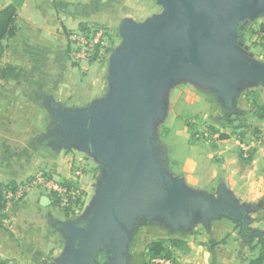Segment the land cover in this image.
Listing matches in <instances>:
<instances>
[{
  "label": "water",
  "instance_id": "1",
  "mask_svg": "<svg viewBox=\"0 0 264 264\" xmlns=\"http://www.w3.org/2000/svg\"><path fill=\"white\" fill-rule=\"evenodd\" d=\"M157 2L160 16L123 22L104 100L82 111L50 108L56 131L47 146L73 147L102 170L83 224L56 222L68 241L61 264H128L127 247L142 221L184 234L220 216L246 227V211L229 193L193 191L170 174L154 130L166 118L165 94L174 81L213 94L226 112L239 92L264 85V63L249 61L239 41L248 20L264 13V0ZM49 203L41 198V206Z\"/></svg>",
  "mask_w": 264,
  "mask_h": 264
},
{
  "label": "crops",
  "instance_id": "2",
  "mask_svg": "<svg viewBox=\"0 0 264 264\" xmlns=\"http://www.w3.org/2000/svg\"><path fill=\"white\" fill-rule=\"evenodd\" d=\"M15 1L0 0V11ZM121 2L20 0L14 22L16 31L11 38L0 42V185L17 183L21 177L12 162L13 156H20L18 162L22 164L36 150L54 151L47 146L46 140L47 132L55 127L52 105L82 111L108 96L109 57L126 20V15L118 20ZM96 24L105 29L113 28L112 31L107 29L109 42L95 59L75 61L69 34L79 30L80 25ZM248 91L257 93L256 103L247 95ZM205 101L209 103V99ZM196 104L190 105L196 107ZM234 112L238 113L239 122L246 123V127L239 128L242 135L245 134V139H240L242 147L219 136L214 138L217 139L216 149L191 143L183 130L190 151L180 162L165 141L176 129L168 126H164L162 138L165 139L159 145L171 175L180 177L193 191L218 194L224 190L229 193L236 204L245 209L246 227L243 229L241 222L225 216L206 226L196 224L185 234L172 233L155 223H139L127 247L128 264H144L146 246L151 241L170 238L172 234L186 243L185 250L174 251V264H250L258 258L261 261L257 264H264V85L239 92ZM67 161L56 159L57 175L60 176L58 167L65 166ZM93 167L99 170L95 162ZM173 168L177 171L172 172ZM63 172L64 179L71 177ZM42 197L49 199L43 194L28 197L22 205L26 211L19 210L11 216H2L0 211V264L60 263L66 236L55 224L61 221L62 212L50 199L47 207L41 206ZM40 216L46 221H41ZM147 227L157 229L152 233L157 237L143 241L140 234Z\"/></svg>",
  "mask_w": 264,
  "mask_h": 264
},
{
  "label": "rangeland",
  "instance_id": "3",
  "mask_svg": "<svg viewBox=\"0 0 264 264\" xmlns=\"http://www.w3.org/2000/svg\"><path fill=\"white\" fill-rule=\"evenodd\" d=\"M120 8L118 20L123 17L122 15H126V20H131L137 23H142L154 17H158L163 12V8L158 4L157 0H122ZM261 23H264V13L250 18L246 26L242 29V31L239 32V41L243 45V49L246 56L248 57V60L257 64L264 63V43L261 40H258V36L254 35L253 32L257 30L259 24ZM107 29L111 31L113 30V28L109 26ZM109 36L110 34L107 35V37ZM122 43V38L118 36L117 40L114 41L113 47L119 49L122 47ZM206 94L208 95V92H205L204 90L196 87L194 84L184 80L174 81L166 91L165 100L167 108V120L165 123L161 122L156 124L154 135L155 139L160 144V141L165 139L162 138V134H164V130H166L164 126L174 127L177 129L173 130L170 134V138H166L165 141L170 146L172 154L180 162L184 161V159L189 156L190 151L186 142V133H183V130H186L191 143L198 145L204 144L206 146L208 145V147L212 149H216L218 147V145L215 143L217 139L214 138H218V136L221 134H226L228 136L226 140H231L228 143L235 141L236 145L239 147L242 146L240 144V139H245V134L242 135L239 128L241 126L246 127V123H243L240 120V122L237 124H233V122L230 121L231 119L229 120L227 118L228 113L223 109V106L219 100L213 94H210L209 97H207ZM194 98H197V100L199 99L200 102H197ZM206 99H209V103H206ZM191 103L192 105L196 103L198 104L195 105L196 107H191ZM232 113H235L234 110ZM55 129L56 125L54 129L52 128L47 132L46 136L48 137L54 133L56 131ZM36 142L40 143L38 141ZM37 143L34 142V144ZM53 150V152H42L41 150H36L37 152H32L30 156H27V159L22 161V164L18 162L20 156H13L11 158L14 159L12 162H14L16 172L21 173L19 181L17 183H13H15V185L31 183L33 185V190L32 192L25 194L22 198L11 201L9 205L5 203L4 194L2 192V198L0 202V211L3 212L2 216H11L12 213L19 210L26 211V208L22 207V205L25 204L28 197H34L36 194H43L46 196L48 193L41 190V186L39 184L40 178H45L54 180L61 184H65L64 182L70 181L81 191V205L75 208L74 206L70 207L69 213L67 215L63 212V208L60 206H53L56 207L58 211L62 212V219H60L62 224H83V220L88 216L90 207L92 205L93 196L96 193V185L101 178L102 170H96L93 167L94 159L91 157V155L81 153L73 147L62 150H56L53 148ZM57 153L60 154L58 157H55ZM74 157H77L78 161H75L76 163L74 162ZM60 158L67 159L68 161L65 164L66 167L64 165L58 167L60 171L59 176L56 173L58 171L54 168V162L56 159L60 160ZM69 162L72 164L70 163V165H68ZM60 168L62 170H60ZM176 171V169H172V172ZM62 172L63 174L68 173L71 177H69V179H64V177L61 175ZM6 184L0 185L2 189H4ZM13 187L11 188L13 189ZM51 198L53 201L54 197L52 196ZM27 210L29 211L30 209ZM53 210H55V208ZM40 219L41 221H46L43 216H40ZM141 223L145 224L143 221ZM55 225L57 228H60L59 223H56ZM154 231H157V229L147 227L141 232L140 238H142L143 241L156 238L157 236L155 234L152 235ZM176 236L178 235L172 234V237ZM65 241L68 242L67 238Z\"/></svg>",
  "mask_w": 264,
  "mask_h": 264
},
{
  "label": "built area",
  "instance_id": "4",
  "mask_svg": "<svg viewBox=\"0 0 264 264\" xmlns=\"http://www.w3.org/2000/svg\"><path fill=\"white\" fill-rule=\"evenodd\" d=\"M107 35H109V31L104 27L95 25H89L83 31L75 30L71 32L68 38L73 45L72 57L74 60L77 62L88 61L109 42ZM257 36L258 40L264 43V34H259ZM240 144L243 146V142ZM39 184L41 190L48 193L46 196L49 197V199H51L52 196L58 198L61 208H70L73 206L75 208L78 207L77 204H81L82 196L78 188H69L59 182L45 178H40ZM32 190L33 185L31 183H22L17 184L13 189L4 188L2 192L4 194L5 203L9 205L11 201L22 198L25 194L32 192ZM152 262L154 264H174L172 261L164 258H157Z\"/></svg>",
  "mask_w": 264,
  "mask_h": 264
},
{
  "label": "trees",
  "instance_id": "5",
  "mask_svg": "<svg viewBox=\"0 0 264 264\" xmlns=\"http://www.w3.org/2000/svg\"><path fill=\"white\" fill-rule=\"evenodd\" d=\"M20 5V0H16L14 2L13 5L7 6L6 8L2 9L0 11V42L4 39H9L11 38L15 31H16V27H15V19H16V15H17V7ZM85 25H80L79 26V30L83 31L86 29V27H84ZM95 26H100V25H95ZM254 35H259V34H264V23L259 24L257 30H255ZM96 55V54H95ZM95 55L91 57L92 59H95ZM247 95H249L252 100L253 103H256V95L257 93L255 91H248ZM227 118L233 122V124H237L239 122V117H238V113H232V112H227ZM258 118H262V116L258 115ZM215 132V131H214ZM228 136L226 134H221L219 135L220 139H226ZM65 186L69 187V188H76L75 184H73L72 182H64ZM67 183V184H66ZM15 187V183L11 182L9 184L5 185V189H12L11 187ZM13 187V188H14ZM2 187L0 186V202H1V198H2ZM52 199V198H51ZM50 199V200H51ZM51 202L55 205L59 207V200L58 198H54V200ZM79 202V201H78ZM76 202V203H78ZM78 206H80L81 204H77ZM63 212L67 215L69 213V208H63ZM186 249V243L185 241L180 238L179 236L177 237H170L167 239H162V240H154L151 241L145 249V253H144V264H153V260L157 259V258H164V259H168L170 261H175L174 260V251L175 250H185ZM261 261V258H258L252 262H250V264H257Z\"/></svg>",
  "mask_w": 264,
  "mask_h": 264
},
{
  "label": "flooded vegetation",
  "instance_id": "6",
  "mask_svg": "<svg viewBox=\"0 0 264 264\" xmlns=\"http://www.w3.org/2000/svg\"><path fill=\"white\" fill-rule=\"evenodd\" d=\"M100 256H101V258L103 259V256H102V255H100ZM100 256H99V257H100Z\"/></svg>",
  "mask_w": 264,
  "mask_h": 264
}]
</instances>
